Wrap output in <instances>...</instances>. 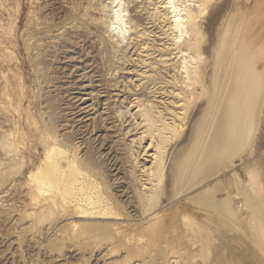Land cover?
Masks as SVG:
<instances>
[{"label":"rangeland","instance_id":"rangeland-1","mask_svg":"<svg viewBox=\"0 0 264 264\" xmlns=\"http://www.w3.org/2000/svg\"><path fill=\"white\" fill-rule=\"evenodd\" d=\"M166 2L0 0V264H129L124 258L127 252H137L139 258L147 252L142 257L148 262L145 264H164V253L172 254V248L185 261L198 250L196 255L192 253L194 259H187L188 264H245L244 244L253 253L249 264H264L262 252L244 239L241 230L245 227L244 191L257 185L264 190V0H206L201 34L188 44L203 58L200 78H196V84L200 80L202 84L196 85L194 95L179 67L181 54L173 49V18ZM117 10H121L127 32L116 28ZM237 57H241L240 63ZM234 67L246 73L248 90L251 71L256 72L258 86L254 97L252 92L244 94L247 101L241 95L244 108L239 114L231 113L230 123L222 117L224 105L218 107L221 100L216 94L224 80L232 76L229 81L233 83L239 76ZM205 107L210 128L193 160V164H200L197 183L185 189L178 186L173 175ZM154 149L162 158L160 169L164 170L157 164L154 188H145L141 166L151 165ZM208 154L212 155L202 161ZM57 157L65 158V164L63 174L56 178L46 173ZM43 181L49 185L42 187ZM68 184L74 191L81 186L87 190L82 191L83 199L89 195L90 199H84L80 205L83 209L79 204H64L67 192L63 191ZM48 186L53 190L45 191ZM47 191L56 195L51 203L44 202ZM60 194L65 196L59 198ZM227 207L234 211L236 223L225 220ZM84 210H89V215H84ZM97 210L106 214L92 216L91 211ZM153 213L156 219L151 217ZM191 222L194 230L189 227ZM195 224L208 225L211 236L220 243L217 249L211 248L212 254ZM146 234L152 237L155 251L146 246V251L140 247L141 253L134 243L123 241ZM189 236L197 238H186ZM121 240L129 247L124 252L125 248L117 247ZM159 242L165 247L159 246L158 251L165 250L160 255L156 249ZM131 246L137 248L135 252ZM204 253L209 258L203 257ZM155 254L163 263L155 260Z\"/></svg>","mask_w":264,"mask_h":264},{"label":"bare ground","instance_id":"bare-ground-1","mask_svg":"<svg viewBox=\"0 0 264 264\" xmlns=\"http://www.w3.org/2000/svg\"><path fill=\"white\" fill-rule=\"evenodd\" d=\"M125 2V1H124ZM119 3V2H118ZM124 4V3H123ZM166 5H167V7L171 10V13H172V18H173V20H172V30H173V32L175 33L174 34V42L172 43L173 44V49H175L177 52V54L179 55V54H181V59H182V61L180 62V65H179V67H180V70L182 71V72H184L185 74H186V83H187V88H188V90H189V92L190 93H193V95H194V92H195V89H196V85L197 84H202L199 80V82L196 84V78H197V76L199 75V73H200V69L201 68H203L202 66H201V64H202V62H203V60H202V62H201V58H202V56L200 55V53H198V52H196V53H193L192 51H191V46L190 45H188V44H190V42H196L197 40H198V35L199 34H201V19H202V16H203V14H204V12H206V10H205V8H206V0H167V2H166ZM104 8V7H103ZM114 8V7H113ZM119 9V8H118ZM121 9V8H120ZM205 10V11H204ZM115 11V10H114ZM126 11V10H125ZM130 12V11H129ZM131 12H132V10H131ZM124 13V12H123ZM115 14H117V16H116V19H117V21L115 22L116 24H117V29H119L120 30V32L121 33H124L126 30H127V27L126 26H122V24H125V21L123 20V15L121 14V10H117L116 11V13ZM128 14V13H127ZM115 16V15H114ZM135 16V15H134ZM205 16V15H204ZM115 19V18H114ZM126 20H127V17L125 18ZM129 19V18H128ZM169 19H170V17H169ZM168 20V19H167ZM114 21V20H113ZM245 21V20H244ZM111 24V23H110ZM112 24H114V22L112 23ZM115 24V25H116ZM130 28H132V27H130ZM248 29H249V26H248ZM235 31V30H234ZM127 32V31H126ZM233 32V31H232ZM252 33V32H251ZM137 34V33H136ZM159 34V33H158ZM123 35V34H122ZM231 35V34H230ZM233 35H235V33L233 34ZM163 36V35H162ZM125 37V36H124ZM161 39V38H160ZM166 39V38H165ZM254 39V38H253ZM165 41V40H164ZM167 42H168V40H167ZM170 42V41H169ZM256 42V41H255ZM167 44V43H166ZM165 44V45H166ZM228 44V43H227ZM237 44V43H236ZM184 45H187L186 47H183ZM234 45V44H233ZM158 46V45H157ZM170 46V45H169ZM251 47V46H250ZM240 48V47H239ZM154 50V49H153ZM234 50H236V49H234ZM242 50V49H241ZM172 51V50H171ZM232 51V50H231ZM236 52V51H235ZM235 52L233 53V54H235ZM171 53V52H170ZM232 53V52H231ZM232 54V55H233ZM152 55V54H151ZM157 55V54H156ZM159 55V54H158ZM164 55V54H163ZM171 55V54H170ZM228 55V54H227ZM164 56H166V55H164ZM163 56V57H164ZM201 56V57H200ZM230 57H231V55H229ZM245 56V55H244ZM157 57V56H156ZM159 57V56H158ZM160 57H161V55H160ZM167 57V56H166ZM229 57V58H230ZM234 57V56H233ZM242 57V56H241ZM241 57H240V59H241ZM162 58V57H161ZM176 58V57H175ZM165 59H167V58H165ZM165 59H162V60H165ZM203 59V58H202ZM231 59V58H230ZM237 59H238V57H237ZM236 59V60H237ZM240 59H238V60H240ZM160 60V59H159ZM158 60V61H159ZM174 60V59H173ZM237 60V61H238ZM166 61V60H165ZM211 61V60H210ZM231 61V60H230ZM160 62V61H159ZM158 62V63H159ZM206 62V61H205ZM241 62V60L239 61V63ZM247 62V61H246ZM258 62V61H257ZM160 63H162V62H160ZM210 63V62H209ZM234 63H235V61H234ZM244 63V62H243ZM242 63V65H244ZM156 64V63H155ZM164 64H167V63H164ZM174 64V63H173ZM214 64V63H213ZM232 64V63H231ZM236 64V63H235ZM162 65V64H161ZM172 65V64H171ZM209 65V64H208ZM212 65V64H211ZM234 65V64H233ZM238 65V64H237ZM240 66L239 67H241V64H239ZM163 66V65H162ZM236 66V65H235ZM167 68H171V67H168V66H166ZM243 67V66H242ZM162 68V67H161ZM163 68H165V67H163ZM166 68V70H168ZM206 68V67H205ZM237 68L238 67H234L233 69L236 71V73H237V71H239V76H236V75H234V77L236 76V79L234 80V82L232 83V82H230L229 81V79L231 80V77L228 79V80H224V83L221 85L222 86V88H221V91L219 92V93H217L216 95L217 96H219L218 98L221 100L220 101V103H219V108L220 107H223V106H221L222 104L224 105V116H222L225 120H227V121H231L230 120V118L232 117V115H231V113H233V112H235V113H237V114H239V111L241 110V107L242 108H244V105H242V102L240 101V97H241V95L243 94V101L245 102V100L248 98L247 96H248V93L247 92H249V93H253L252 94V97H254V95H257V86H258V84H257V76H256V72H252L251 71V73H252V76H253V78H249V80H248V82H249V84L248 85H250L249 86V90L247 89V87H246V84L247 83H245V80L247 79V77H246V73L244 74L245 75V77H244V75L242 74V71H240V69H238L237 70ZM244 68V67H243ZM248 69V68H247ZM246 69V70H247ZM171 70V69H170ZM203 70V69H202ZM229 70V69H228ZM241 70H242V68H241ZM243 70H245V69H243ZM162 71V70H161ZM205 70H203V72H204ZM214 71V70H213ZM169 72V71H168ZM210 72H211V70H210ZM244 72V71H243ZM163 73V72H162ZM166 73V72H165ZM212 73V72H211ZM228 74H229V72H227ZM235 73V74H236ZM164 74V73H163ZM175 74V73H174ZM169 75V74H168ZM180 75V74H179ZM202 75V74H201ZM212 75H213V73H212ZM203 76V75H202ZM170 77H171V75H170ZM177 77H179V76H177ZM209 77V76H208ZM198 78H200V77H198ZM197 78V79H198ZM211 78V77H210ZM204 80V79H203ZM211 80V79H210ZM253 81V82H252ZM251 82H252V84H251ZM179 84V83H178ZM210 84H211V82H210ZM201 86V88H202V85H200ZM155 87V86H154ZM203 87H204V85H203ZM205 87H206V85H205ZM209 87H211L210 85H209ZM171 88H173V87H171ZM219 88V87H218ZM205 89V88H204ZM208 89V88H207ZM161 90V89H160ZM159 90V91H160ZM174 91H176V90H174ZM202 91H203V89H202ZM201 91V92H202ZM210 92H208V93H211V90H209ZM151 92V91H150ZM166 92V91H165ZM154 93V92H153ZM163 93V92H162ZM203 93V92H202ZM156 94V93H155ZM180 94V93H179ZM207 94V93H206ZM244 94L245 95H247V96H245V97H247V98H245L244 97ZM163 95V94H162ZM181 95V94H180ZM204 95V94H203ZM208 95V94H207ZM211 96H212V94H211ZM161 97V96H160ZM159 98V97H158ZM164 98V97H163ZM166 98V97H165ZM206 98H209V97H206ZM225 98H226V100H225ZM242 98V97H241ZM169 99V98H168ZM178 99V98H177ZM189 99V98H188ZM210 99V98H209ZM218 99V100H219ZM216 100V99H215ZM210 101V100H209ZM224 101H225V104H224ZM247 101V100H246ZM249 101V100H248ZM166 102V101H165ZM180 102V101H179ZM182 102V101H181ZM250 102V101H249ZM251 103V102H250ZM243 104H245V103H243ZM248 104V103H247ZM251 104H253V103H251ZM169 106V104H167V106L166 107H168ZM248 106H249V104H248ZM78 107V106H77ZM139 107V106H138ZM251 107L252 106H250L249 107V109H251ZM86 108V107H85ZM206 108V107H205ZM246 106H245V110H246ZM254 108V107H253ZM159 109V108H158ZM162 109V108H161ZM255 109V108H254ZM177 110V109H176ZM204 110V109H203ZM238 110V111H237ZM163 111V110H162ZM208 109L206 108L205 110H204V112L201 114V116L196 120V122L194 123V126H193V129H192V135H191V140H190V144H189V146L187 147V150H185V152H184V154L183 155H181L182 157H181V160L179 161V163H178V165H177V169H176V171H175V173H174V180L177 182V184H178V186L179 187H182V188H191L192 187V185H195L197 182V176H198V168L200 167V164L199 163H196V164H193V160H194V158H195V155H196V149H197V147H199L200 145H203L204 143H205V141H206V133L208 132V130H209V128H210V124H209V121L207 120V114H208ZM242 111H244L243 109H242ZM247 112H248V110H246ZM250 111V110H249ZM177 112V111H176ZM181 112V111H180ZM246 112V113H247ZM162 113H164V112H162ZM88 115V114H87ZM167 115H169V114H167ZM226 116V117H225ZM245 116H247V114L246 115H244V117ZM242 117H243V115H242ZM243 117V118H244ZM227 118V119H226ZM248 119V118H247ZM172 120V119H171ZM222 120V119H221ZM169 121V120H168ZM227 121H226V123H227ZM243 120H241V122H242ZM244 121H245V119H244ZM243 121V122H244ZM222 122V121H221ZM248 122V121H247ZM171 123V122H170ZM226 123H223V125L224 124H226ZM231 123V122H230ZM152 124V123H151ZM222 124V123H221ZM245 124V123H244ZM170 125V124H169ZM239 125H241L240 123H239ZM219 126H220V124H219ZM242 126V125H241ZM245 126V125H244ZM251 126V125H250ZM158 127V126H157ZM168 127V126H167ZM224 127V126H223ZM243 127V126H242ZM249 127V126H248ZM218 128V127H217ZM222 128V127H221ZM228 128V127H227ZM239 128V127H238ZM237 128V129H238ZM244 128V127H243ZM249 129V128H248ZM248 129H246L247 131H249ZM145 131V130H144ZM233 131H235V130H233ZM238 131H240V130H238ZM257 131V130H256ZM216 132V131H215ZM222 132H223V129H222ZM221 132V133H222ZM227 132V131H226ZM230 132H231V130H230ZM242 132H243V130H242ZM241 131H240V133H242ZM146 133V132H145ZM145 133H144V135H145ZM157 133V132H156ZM217 133H218V131H217ZM237 133H239V132H237ZM248 133V132H247ZM147 134V133H146ZM225 134V132L223 133V135ZM217 135V134H216ZM219 135H220V133H219ZM222 135V136H223ZM229 135V134H228ZM218 136V135H217ZM225 136V135H224ZM227 136V135H226ZM247 135H245V138H247L246 137ZM239 137H240V135H239ZM238 137V139H240ZM241 138H242V135H241ZM209 139V138H208ZM223 139V138H222ZM221 139V140H222ZM237 139V138H236ZM219 140V139H218ZM242 140V139H241ZM227 141H228V139H227ZM230 141V140H229ZM239 141V140H238ZM221 142V141H220ZM242 142V141H241ZM240 141H239V143H241ZM239 143H237V144H239ZM218 144V143H217ZM226 144V143H225ZM237 144H235V147H236V145ZM227 145V144H226ZM231 145V144H230ZM238 146V145H237ZM148 147V146H147ZM146 147V148H147ZM228 147H229V144H228ZM149 149H150V145H149V147H148ZM52 150V149H51ZM51 150H49L50 151V154H51V152L53 151H51ZM161 150V149H160ZM220 150V149H219ZM234 151H235V149H233ZM226 151V150H225ZM234 151H232V152H234ZM224 152V151H223ZM228 152V151H227ZM232 152H230V155H232L233 153ZM53 154H54V152H52ZM202 153V152H201ZM232 153V154H231ZM49 154V156H51L52 158H55L54 156H53V154L52 155H50ZM228 154V153H227ZM72 155V154H71ZM210 155H212V154H208V155H203L202 156V161L203 160H205L206 158H208ZM49 156H47L48 157V159H51V158H49ZM149 156V155H148ZM150 156L152 157V163H151V165H149V167H143L142 168V166H141V176H142V178H143V182H141V183H143V185H144V187L146 188V187H148V188H154V187H152V186H154V183H153V181L155 180L154 178H155V171L157 170V167H156V165L158 164V168L160 169L161 167H162V165H164L163 163H162V158L160 159V154H158V152H157V150L156 149H154V151L150 154ZM200 156V155H199ZM227 157H228V155H226ZM225 156V157H226ZM179 157V156H178ZM226 157V158H227ZM231 157V156H230ZM65 158H60V157H57L56 159H54V162H53V165H52V167L51 166H49L50 167V170H48L47 172L48 173H46L45 171H46V169H45V171H44V169H42V171H43V173L45 172L46 174H48L49 176H53L54 175V177L56 176V178H57V175H62V174H60V172H61V170H62V165H64L65 164V160H64ZM231 160V159H230ZM49 161V160H48ZM156 161H158V162H156ZM197 161H198V159H197ZM50 162V161H49ZM66 162H67V160H66ZM177 162V161H176ZM48 163V162H47ZM50 163H52V162H50ZM64 163V164H63ZM71 163V162H70ZM148 165V164H147ZM65 167V166H64ZM67 167V166H66ZM39 168H41V167H38L37 169L38 170H40ZM47 168V167H46ZM37 170V171H38ZM64 170H66L65 168H64ZM71 170V169H70ZM161 171H163L164 169H160ZM216 170V169H215ZM214 170V171H215ZM40 172V171H39ZM64 172V171H63ZM41 173V172H40ZM58 173V174H57ZM161 173H163V172H161ZM212 173H213V171H212ZM36 174H38V175H40V176H42L41 174H39V173H36ZM35 174V175H36ZM164 174V173H163ZM32 177H33V175H34V172H32ZM209 175V174H208ZM207 175V176H208ZM140 176V175H139ZM39 177V176H38ZM42 177H44V176H42ZM47 177V176H46ZM60 177H62V176H60ZM63 177H65V173H64V176ZM205 177V176H204ZM55 178V179H56ZM66 178H67V176H66ZM140 178V177H139ZM30 179H31V177H30ZM45 179H47V178H45ZM44 179V180H45ZM55 179H54V181H55ZM204 179V178H203ZM247 179V178H246ZM38 180V179H37ZM42 180H43V178H42ZM60 179H58V181H59ZM34 181V180H33ZM38 181H41L40 179L38 180ZM46 182H47V180H45ZM51 181V180H50ZM53 181V180H52ZM60 181H62V182H65L64 180H60ZM67 181V180H66ZM162 181V180H161ZM44 182V181H43ZM81 182H83V181H81ZM31 183V182H30ZM39 183V182H38ZM41 183V182H40ZM48 183V182H47ZM47 183H41V185H42V187H43V184H47ZM49 183H51V182H49ZM67 183V182H66ZM155 183H158V182H155ZM262 183V182H261ZM37 184V183H36ZM77 184V183H76ZM83 184V183H82ZM40 185V186H41ZM47 185H49V184H47ZM50 185H52V184H50ZM56 185V184H55ZM59 186H61L62 184H58ZM260 185V184H259ZM67 186H69V187H66V191H63V192H67V193H65L66 194V196L64 195V194H60L61 195V197H59V198H62L63 196H65L64 198V204H68L69 206H77L78 204H79V208H82V207H80V205L82 204V202L84 201V199H85V201H87V199L86 198H88V197H84V199H83V192L85 191L84 189H82V188H84V187H82L81 185V187H79L78 188V190L77 189H75V191L72 189H70V186L71 185H67ZM73 186V185H72ZM77 186H79L78 184H77ZM87 186V185H86ZM85 186V187H86ZM56 187V186H55ZM62 187V186H61ZM245 187V186H244ZM260 187H261V185H260ZM260 187H258V185L255 187V188H253V189H247L246 191H244V193H243V202H242V205H243V210H244V212H243V221H244V224H245V227L243 228V229H241L242 230V232H243V234H244V236H245V238L244 239H248L249 241H250V243H251V245H253L254 247H256L257 249H259L258 251H260V252H262V254H263V259H264V190H262V187L260 188ZM48 188V190H49V188L50 189H52L51 188V186L49 187H46V188H44L45 189V191H46V189ZM63 188V187H62ZM73 188H76V186H74ZM159 188V187H158ZM248 188V187H247ZM41 189V188H40ZM57 189V188H56ZM157 189V188H156ZM246 189V188H245ZM42 190H43V188H42ZM41 190V191H42ZM53 190V189H52ZM59 190V189H58ZM84 190V191H83ZM37 191H40V190H37ZM83 191V192H82ZM44 192V191H43ZM49 191H47V193H48ZM56 192V191H55ZM59 192V191H58ZM85 192H87V190L85 191ZM52 193L53 192H49V194H46V193H44V194H46V195H48L47 196V198H45V200H44V202H47V203H51V202H53V200L55 199V197H56V195H52ZM62 193V192H61ZM41 194H42V192H41ZM153 194V193H152ZM174 194V193H173ZM86 195H87V193H86ZM185 196V195H184ZM194 196V195H193ZM92 197H94V196H92ZM91 197V198H92ZM36 198H38V197H36ZM175 198V197H174ZM40 199V198H39ZM57 199V198H56ZM88 199H90V197L88 198ZM99 199V198H98ZM35 201V200H34ZM56 201V200H55ZM58 201V200H57ZM60 201H61V199H60ZM89 201H91V200H89ZM92 201H94V200H92ZM92 201L90 202V203H92ZM63 202V201H62ZM98 202V201H97ZM43 203V202H42ZM46 203V204H47ZM56 203V202H55ZM55 203H52V204H55ZM58 203H59V201H58ZM85 203V202H84ZM213 203V202H212ZM212 203L211 204H209V205H207L206 206V208L208 209L211 205H212ZM215 203V202H214ZM39 204H41V203H39ZM46 204H44V206H47ZM86 204V203H85ZM93 204H96L95 202H93ZM221 204V203H220ZM220 204H219V206H220ZM226 204V203H225ZM224 204V205H225ZM48 205H50V204H48ZM60 205V204H59ZM58 205V206H59ZM104 205V204H103ZM214 205V204H213ZM50 206H52V205H50ZM61 206H63L62 204H61ZM91 207H93V211L94 210H96V208H94L95 206H93L92 204L90 205ZM226 206V205H225ZM224 206V207H225ZM39 207V206H38ZM37 206L35 207V208H38ZM41 207H43V204L41 205ZM49 207V206H48ZM65 207V206H64ZM84 207V206H83ZM90 207V208H91ZM99 207V206H98ZM218 207V206H217ZM54 207H52V209H53ZM62 208V207H61ZM242 208V207H241ZM83 209V208H82ZM32 210V209H31ZM37 210H39V209H37ZM48 210H51V208L49 207V209ZM62 210H64V209H62ZM224 210H226L224 213H225V220L227 219V221L229 222V223H231V224H233V222L235 221V218H234V211L230 208V207H227V208H225ZM52 211V210H51ZM50 211V212H51ZM53 211H56V210H53ZM65 211V210H64ZM93 211H91L92 213H91V215L92 216H102V215H105L106 213H103L102 211L101 212H98V210L96 211V212H93ZM84 212V215H89V210H86V212H85V210L83 211ZM56 213H57V211H56ZM146 213V212H145ZM158 213H160V212H158ZM42 214V213H41ZM79 214V213H78ZM82 214V213H81ZM188 214V213H187ZM80 215V214H79ZM108 215V214H107ZM160 215H161V213H160ZM159 215V216H160ZM163 216V215H162ZM151 217H156L157 218V215L155 214V213H153V215L151 216ZM62 218V217H61ZM155 218V219H156ZM161 218V217H160ZM242 218V217H241ZM158 219H159V217H158ZM158 219H157V221H158ZM188 219V218H187ZM193 219V218H192ZM61 220H63V219H61ZM148 220V219H147ZM60 221V220H59ZM64 221H65V219H64ZM187 221V220H186ZM185 221V222H186ZM193 221V220H192ZM226 221V222H227ZM242 221V222H243ZM151 222H154V224H155V220H153V221H151ZM200 223H202V222H199V224ZM207 223V222H206ZM234 223H236V222H234ZM241 223V222H240ZM182 224H184V223H182ZM203 224H205V223H203ZM230 224V225H231ZM191 225V226H190ZM190 225H189V227H192V229L191 230H194L193 228H194V224H192V222L190 223ZM197 225V232H198V234H200L201 235V237H202V240H203V242H205V248L207 249V251L209 252L210 250H211V248L212 249H217L218 248V244H220V243H218L217 244V239L215 240V238H213V235L211 236V232H209V229H208V225L206 226V225H198V224H195V226ZM237 225H238V223H237ZM56 226V225H55ZM140 226V225H139ZM144 226V225H143ZM150 226H152V225H150ZM162 226V225H161ZM182 226V225H181ZM232 226V225H231ZM244 226V225H243ZM146 227V226H145ZM175 227V229H177V225H174L173 226V228ZM209 227H210V224H209ZM127 228V227H126ZM141 228H142V225H141ZM144 228V227H143ZM142 228V229H143ZM147 228V227H146ZM165 228V227H164ZM172 228V227H171ZM172 228V229H173ZM196 228V227H195ZM211 228V227H210ZM234 229H236V228H234ZM129 230V229H128ZM130 230H132V228L130 229ZM134 230V229H133ZM136 230H138V229H136ZM164 230V229H163ZM163 230H161V231H163ZM169 230V229H168ZM171 230V229H170ZM169 230V231H170ZM190 230V229H189ZM230 230V229H229ZM240 230V231H241ZM139 231V230H138ZM137 231V233L139 234L140 232H138ZM160 231V230H159ZM166 231V230H165ZM183 231V230H182ZM231 231V230H230ZM232 231H233V229H232ZM132 232V231H131ZM146 232V231H145ZM156 232V231H155ZM164 232V231H163ZM191 232H193V231H191ZM197 232H196V234H197ZM130 233V232H129ZM133 233V232H132ZM131 233V234H132ZM136 233V234H137ZM149 233V232H148ZM189 233V235H190V232H187V234ZM128 234V233H127ZM141 234V233H140ZM191 234H195V232L194 233H191ZM234 234V233H233ZM85 235V234H84ZM147 235V236H146ZM146 235H140L139 236V238L138 237H136V240H132V238H130V237H127L125 240H123V241H125L127 244H133L134 243V245H136L138 248H144V247H146V246H148V247H152V246H154V245H152L153 244V239H152V237L151 238H149L148 236H150L149 234H146ZM161 235V234H160ZM186 235V234H185ZM127 236V235H126ZM134 235H132V237H133ZM108 237H110V236H108ZM120 237V236H119ZM190 237H192V236H189V237H186V238H190ZM194 238L196 237V236H193ZM192 237V238H193ZM200 237V236H199ZM110 238H112V237H110ZM134 238V237H133ZM138 238V239H137ZM197 238V237H196ZM191 239V238H190ZM190 239H188V240H190ZM105 240V239H104ZM104 240H102V241H104ZM108 240H111V239H108ZM107 240V241H108ZM117 240V239H116ZM120 241V245H118L117 247L119 248V246H122V247H120V249L121 250H123V248H125L124 250H123V252L126 250V246H124V245H122L121 244V242L123 243V244H125V242H123V241ZM156 240H159V239H156ZM193 240V239H192ZM225 240H226V238H225ZM225 240H223V241H225ZM171 241V240H170ZM201 241V240H200ZM247 241V240H246ZM109 242V241H108ZM111 242H113V241H111ZM169 242V241H168ZM193 242V241H192ZM195 242H197V241H195ZM226 242V241H225ZM240 242V241H239ZM239 242H238V244H239ZM118 243V242H117ZM157 243V242H156ZM155 243V244H156ZM162 243H165V242H163L162 241ZM170 243V242H169ZM169 243H167V244H169ZM172 243V242H171ZM174 243V242H173ZM190 243H191V241H190ZM198 243V242H197ZM199 243H201V242H199ZM227 243H228V241H227ZM241 243H243V242H241ZM249 243V242H248ZM250 243H249V245H250ZM109 244H111V243H109ZM108 244V245H109ZM176 244V243H175ZM191 244H194V242L193 243H191ZM204 244V243H203ZM202 244V245H203ZM99 245V244H98ZM160 245H162V244H160V242L158 243V246H156V249H157V251L158 250H160V249H158V248H160L161 246ZM165 245V244H164ZM188 245V244H187ZM196 245V244H195ZM228 245V244H227ZM111 246H113V245H111ZM135 246V247H136ZM160 246V247H159ZM176 246V245H175ZM223 246V245H222ZM128 247V246H127ZM162 247H164L163 245H162ZM161 247V248H162ZM167 248H166V250L169 248V245L168 246H166ZM224 247V246H223ZM231 247H233V246H231ZM239 247V246H238ZM100 248V247H99ZM129 248V247H128ZM132 250H134V252H135V249H137V248H134V247H130ZM141 248L139 249V250H137V251H140L141 252ZM165 248V247H164ZM164 248H163V250H162V253H164L163 251H165L164 250ZM172 247H170V250H172L173 252H172V254H167V255H165L166 254V252L164 253V259H165V263L164 264H184V263H187V261H189V260H187V259H190V258H187L186 259V261L184 260H182L181 259V257H179L180 255H181V253H178V252H176V248H172ZM193 248V247H192ZM199 248V247H198ZM201 248V247H200ZM226 247H224L223 249H225ZM229 248V247H228ZM234 248V247H233ZM243 248L245 249L244 250V255H243V261H245L244 263L245 264H249V260L251 259V258H253V257H251L250 255H251V253H252V251H250V249H249V247H248V244H244L243 245ZM106 249V248H105ZM131 249H129L130 251H131ZM148 249V248H147ZM150 249V248H149ZM148 249V250H149ZM151 249H154L153 247L151 248ZM178 249H180L179 247H178ZM184 249H185V247H184ZM183 249V247H182V249L181 250H184ZM189 249V248H188ZM205 249V250H206ZM220 249V248H219ZM218 249V250H219ZM230 249V248H229ZM237 249V248H236ZM120 250V251H121ZM128 250V251H129ZM144 250H145V248H144ZM175 250V251H174ZM221 250H222V247H221ZM241 250V249H240ZM105 251V250H104ZM146 251V250H145ZM154 251H155V249H154ZM185 251H187V250H185ZM202 251V250H201ZM213 251V250H212ZM232 251H233V249H232ZM127 252V251H126ZM140 252H139V254H140ZM143 252V251H142ZM141 252V253H142ZM153 252V251H152ZM159 252V253H158ZM158 252H156V253H158L159 255H160V253H161V251H158ZM174 252H176V254L174 253ZM192 252V251H191ZM190 252V253H191ZM195 252H198V250L197 251H195ZM195 252L193 251L192 253H194L195 254ZM203 252V251H202ZM205 252V251H204ZM211 252V251H210ZM236 252H238L237 250H236ZM255 252H256V250H255ZM99 253V252H98ZM130 253H133V251H131ZM137 253V252H136ZM135 253V254H136ZM145 253H147V252H145ZM144 253V254H145ZM161 253V254H162ZM182 253H184V252H182ZM186 253V252H185ZM188 253V252H187ZM192 253H191V259H192V257H193V259L195 258V255L194 256H192ZM257 253H259V252H257ZM106 254V253H105ZM123 254V253H122ZM135 254H129V252H127V253H125L124 255H125V257L124 258H126L127 260V262H129V264H145L144 262H147V260H142V257H144L143 255H141V258H139V257H137V254H136V257H134L135 256ZM149 254V253H148ZM152 254V253H151ZM157 254V255H158ZM189 254V253H188ZM199 255H201L200 253H198ZM197 254V255H198ZM205 254V253H204ZM208 254V253H207ZM211 254H212V252H211ZM216 254H217V252H216ZM218 254H220L221 255V252H219ZM224 254H226V253H224ZM241 254V253H240ZM253 254V253H252ZM153 255V254H152ZM156 256V254H155V256L157 257H155V260H157V261H159L158 260V258L159 257H161V256ZM184 255V254H183ZM206 255V254H205ZM203 256V257H207V255L206 256ZM210 255V254H209ZM213 255H215V254H213ZM255 255V254H254ZM102 256V255H101ZM121 256V255H120ZM133 256V257H132ZM139 256V255H138ZM146 256V255H145ZM148 256V255H147ZM167 256V257H166ZM182 256V255H181ZM211 256V255H210ZM233 256H234V254H233ZM232 255H231V257H233ZM236 256V255H235ZM257 256H259V255H256V257ZM261 256V255H260ZM122 257H123V255H122ZM148 257H150V256H148ZM182 257H184V256H182ZM185 257H186V255H185ZM188 257H189V255H188ZM219 257V256H218ZM222 257H224L223 255H222ZM231 257H229V258H231ZM255 257V258H256ZM262 257V256H261ZM118 258V257H117ZM145 258V257H144ZM143 258V259H144ZM207 258H209V257H207ZM206 258V259H207ZM211 258V257H210ZM212 258H214V257H212ZM254 258V259H255ZM97 259V258H96ZM153 260H154V257L152 258ZM160 259V258H159ZM164 259H162V260H164ZM191 259H190V261H191ZM237 259H238V257H237ZM257 259H260V258H257ZM202 260V259H201ZM225 260H227V259H225ZM230 260V259H229ZM233 260H234V258H233ZM236 260V259H235ZM234 260V261H235ZM240 260V259H239ZM109 261V260H108ZM160 261H161V259H160ZM159 261V262H160ZM195 261H198V260H195ZM216 261V260H215ZM251 261V260H250ZM259 261V260H258ZM262 261V263H263V261L264 260H261ZM119 262V261H118ZM151 262H153V261H151ZM159 262H157V263H159ZM193 262V261H192ZM204 262H205V260H204ZM225 262V261H224ZM227 262H229L228 260L226 261V263ZM242 262V261H241ZM104 263V262H103ZM148 263V262H147ZM160 263H163V262H160ZM203 262H201V264H202ZM255 263H257V262H255ZM93 264H95V262L93 263ZM106 264V263H105ZM149 264H150V262H149ZM154 264V263H153ZM156 264V263H155ZM188 264V263H187ZM190 264H192V263H190ZM199 264V263H198ZM206 264V263H205ZM229 264H231V263H229ZM236 264H238V262L236 263ZM258 264V263H257ZM259 264H261L260 262H259Z\"/></svg>","mask_w":264,"mask_h":264}]
</instances>
